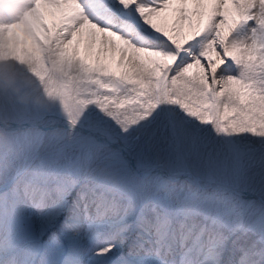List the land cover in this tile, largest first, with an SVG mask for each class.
<instances>
[{"label": "rangeland", "instance_id": "374dc122", "mask_svg": "<svg viewBox=\"0 0 264 264\" xmlns=\"http://www.w3.org/2000/svg\"><path fill=\"white\" fill-rule=\"evenodd\" d=\"M111 7L117 16L125 15L115 3ZM252 13L257 21V9ZM179 25L182 31L187 27L183 20ZM221 43L215 46L221 49ZM238 45L234 39L226 52L222 49L221 64H229L227 53L234 72L220 91L210 79L209 94L174 79L170 70L153 83L140 75L102 76L85 62L75 73L44 61L35 68L0 64V250L14 254L11 264H75L74 257L85 262L90 255L111 264L119 252L123 257L114 264L124 257L136 264L158 263L161 258L152 250L162 245L155 244L150 232L153 211L168 229L174 218L195 216L225 230L223 236L201 242V256L213 264L222 263L230 241L243 229L254 235L264 255V140L256 141L257 134L264 136V38L243 50ZM175 60H169L171 68ZM173 112L187 128L181 129ZM27 124L42 129L24 128ZM41 146L47 149L44 157L37 155ZM87 179L86 188H99L119 204L106 216L126 222L111 230L117 240L123 235L125 240L101 253L97 244L86 252L79 249L87 241L77 242V234L68 237L65 227L101 236L110 224L94 221L96 209L76 219L65 217L64 228L58 226L64 214L57 212L34 235L39 223L28 215L27 200H16L14 192L30 198L49 186V206L65 205L78 214L70 197ZM146 240L147 255L125 251L131 241ZM55 242L64 249L57 252ZM163 250L178 261L183 256L175 243Z\"/></svg>", "mask_w": 264, "mask_h": 264}, {"label": "bare ground", "instance_id": "6f19581e", "mask_svg": "<svg viewBox=\"0 0 264 264\" xmlns=\"http://www.w3.org/2000/svg\"><path fill=\"white\" fill-rule=\"evenodd\" d=\"M70 1L73 0H0V64L4 68L18 65L35 68L44 61L49 66L75 73L80 63L85 62L92 72L102 76L112 72L118 76L140 75L153 83L170 70V76L174 79L196 86L199 93L205 91L209 94L210 79L217 83L219 89L220 84L229 78L228 73L234 72V63L229 60L227 53L224 57L229 64L227 67L221 64L222 49L226 52L234 39L239 41L237 50H243L245 45H254L260 36L264 38V0ZM111 3H115L125 15L117 16ZM241 3L245 4L244 8ZM189 5L192 9H189ZM223 5L229 10H224ZM255 9L257 21H253L252 17ZM229 11H234V14L229 16ZM132 19L136 20L137 25ZM181 20L187 23L184 31L179 25ZM220 26L223 32H220ZM133 34L137 36L132 37ZM170 42L176 45L180 54ZM217 42H222L223 48H217ZM173 58L176 60L171 68L169 60ZM144 62L152 63L143 67ZM165 90L166 83H163L160 93ZM173 114L179 120L181 129L187 128L182 119L176 113ZM263 140V134H257V143ZM88 181L90 179L84 181L70 197L71 203L79 209L78 214L65 205L59 208L49 206L52 200L49 186H41L30 198L14 192L16 200L22 203L23 198L27 200L28 215L39 223V230L33 234L42 233L41 227L49 224L57 212L64 214L58 221V226L64 228L65 217L76 219L87 215V209H96L93 215L95 222H108L110 227H124L125 221L118 222L113 216H106L116 212L119 204L99 188H86ZM255 198L258 199V195ZM149 222L155 244L162 245L161 249L157 246L152 250L153 253L162 251L169 244L182 246L180 252L183 256L174 264H213L201 256V242L225 233V230L205 224L195 216L174 218L171 229H168L166 225L161 226L157 211H153ZM65 228L68 237L77 234V242L87 241L84 246H79L85 252L90 250L92 244L103 248L100 253L105 252L125 240L124 235L117 240L111 231L96 238L92 230H81L74 225ZM50 235L51 232L48 233ZM183 240L184 243H179ZM55 243L57 252L64 249L61 243ZM145 243L131 241L125 251H135L139 256H145L148 254L145 250L149 242L146 240ZM39 244L35 243L34 247ZM183 248L186 250L183 251ZM262 253L254 235L243 229L235 233L221 264H264ZM117 257H123L122 253H117L111 264ZM13 258L14 254L2 253L0 250V264H11ZM74 259L75 264H103L107 261L102 256L94 255H90L85 262L81 257ZM119 264L136 263L132 258L124 257Z\"/></svg>", "mask_w": 264, "mask_h": 264}, {"label": "water", "instance_id": "95a60500", "mask_svg": "<svg viewBox=\"0 0 264 264\" xmlns=\"http://www.w3.org/2000/svg\"><path fill=\"white\" fill-rule=\"evenodd\" d=\"M32 127H37L36 125H32ZM107 142V141H106Z\"/></svg>", "mask_w": 264, "mask_h": 264}]
</instances>
